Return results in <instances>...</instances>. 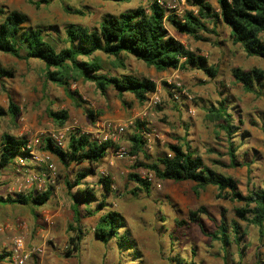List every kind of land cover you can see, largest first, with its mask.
Returning <instances> with one entry per match:
<instances>
[{"label": "rangeland", "instance_id": "obj_1", "mask_svg": "<svg viewBox=\"0 0 264 264\" xmlns=\"http://www.w3.org/2000/svg\"><path fill=\"white\" fill-rule=\"evenodd\" d=\"M207 2L214 9L216 8L215 0H207ZM137 7L146 8V1L132 0L117 4L105 0H62L52 1L48 5L41 4L35 8L28 4L27 0H0V8L4 12L15 10L24 14L27 18V22L23 25L24 29L41 30L44 40L56 50L66 46L64 30L67 25L97 30L103 17L118 15ZM179 7L183 13L193 9L186 1ZM207 28L208 33L203 35L207 38L206 42H195L169 29L170 34L178 42L203 56L207 64L217 70L213 79L196 70L186 72L178 70V82L181 87L179 91L174 90L170 85L174 75L173 69L156 73L130 56H121L119 60H114L113 57L95 53L93 56L100 60L102 74H129L137 78L149 79L154 82L160 100L157 106L144 108L143 104H138L134 98L135 105H132L130 99L132 97L125 96L123 99L129 109V119L124 122L96 120L94 123H97V127H90L87 124V120L99 117L95 112L106 109L114 114L120 112L116 94L112 90L108 89L105 95H101L89 82L81 80L72 82L69 91L79 100L78 107L66 97L60 87L43 83L40 62L33 59L19 60L0 53V68L12 74L11 78H0V108L5 110L7 107L6 92L18 108L14 119L11 120L7 115L0 118V142L4 134L24 140L32 137L42 139L59 128L46 116L45 110H65L67 120L63 125L74 126L75 130L88 134L91 138L98 134L100 129L98 126L102 122L126 124L123 133L111 142L115 149L117 147L126 149L122 136L130 131L135 121H139L148 130L151 143L149 148L146 147V153L151 159L168 153V144H185L202 158L204 164L211 166L210 160L216 158L226 160L224 156L226 139L224 133L218 130L214 123L208 121L205 112L208 107H216L219 101L224 100L227 112L232 117V125L236 128L231 139L232 144L237 148V156L250 163V173L247 175L245 167L235 169L214 167L222 171L223 175L234 177L242 193L252 186H264V100L242 92L241 87L235 84L230 76V69L234 67L241 70H249L253 67L264 70V60L246 57L238 45L231 44L228 30L223 25L213 29L216 33H211L210 24ZM24 52L25 50L21 49L20 54L23 55ZM118 63H121V66H118ZM188 109L191 113L187 112ZM84 110L90 111L92 117H86ZM128 121L131 125L127 124ZM207 150H214V153H208ZM113 151L112 148L108 150L106 159L98 163L91 173L93 176L88 177L85 183L93 185L99 200L100 188L97 179L103 176L109 178L112 193L105 199L106 208L116 211L122 217L134 248L128 252L115 251V241L111 240L108 246H103L104 255L108 250V257H104V263L264 264V247L258 242L256 229L252 226L237 222L240 241L238 244H233L231 233L228 232L230 244L224 249L217 241L208 238V234L216 229L222 214L227 227L229 220L233 219V207L237 204L215 199V192L212 189L200 193L199 196H193L185 186L159 182L151 173H149L151 182L148 194L137 191L135 184L127 180V176L130 173L139 177L148 174L142 168H133L134 161L141 160V157L135 158L127 154L125 158L116 159ZM53 162L58 179L52 185H45V189L50 188V200H54L58 207V215L54 218L53 225L48 226L42 221L46 211H49V207L53 204L44 207L37 216L34 214L39 220L38 224L28 218L31 213L27 208L21 209L23 212L13 211L9 206L0 210V252L5 254L9 252L12 238L23 232L20 224L26 226L25 247L42 248L41 253L31 255L25 264H46L41 258L46 256L49 247H53L55 252L58 251L62 256L69 247L68 237L64 235L66 232L64 217L68 213L66 211L70 203L69 197L75 192V187H71L68 191L65 181L71 184L75 173L83 170L86 165L81 164L75 169L66 170L61 168L55 159ZM16 178L12 166L0 171L1 195L13 196L16 193ZM21 192L19 194L25 195L28 190L24 189ZM33 207L37 209L39 206ZM79 208L82 209L81 206ZM198 208H203L204 213H196L197 220L191 223L187 219V214ZM171 217L185 224L175 227ZM161 218L165 220L167 218L166 221L164 220L167 232L158 228ZM87 239L86 245L89 247L91 242ZM94 252L93 249H89L87 253L93 256Z\"/></svg>", "mask_w": 264, "mask_h": 264}, {"label": "trees", "instance_id": "obj_2", "mask_svg": "<svg viewBox=\"0 0 264 264\" xmlns=\"http://www.w3.org/2000/svg\"><path fill=\"white\" fill-rule=\"evenodd\" d=\"M52 1L62 0H37L35 2L27 0L28 4L35 8L41 4L48 5ZM105 1L121 4L132 0ZM145 1L146 8L137 7L118 15L103 17L97 30H88L83 26L72 24L67 25L64 30L66 46L58 50L44 40L41 30L24 29L23 25L27 22L24 14L15 10L4 12L0 8V53L19 60L33 59L40 62L43 83H51L60 87L66 97L78 107L80 106L79 100L75 99L69 91V85L79 80L93 84L101 95H105L108 88L114 90L120 99L124 93H128L138 104H143L148 95L155 91V84L149 79L137 78L129 74H102L100 60L93 56L95 53L113 57L114 60H119L121 56H130L156 73L171 69L184 72L196 70L213 79L217 74L216 68L208 65L207 60L196 51L184 47L170 34L169 29L195 42H206L207 38L203 35L208 33L207 25L212 26L211 33H216L213 29L218 24L223 25L228 30L231 44L238 45L246 57H257L264 60V0H215V9L207 0H186L193 10L184 12L181 18L172 13L166 14L165 10L157 4V0ZM21 49L25 50L23 55L20 54ZM118 66H121V63H118ZM230 76L232 81L241 87L242 92L264 100V70L254 67L241 70L234 67L230 69ZM1 77L11 78L12 74L0 68ZM6 99L7 107L5 110L0 108V118L7 115L12 120L16 117L18 108L7 92ZM84 113L86 117H92L90 111L84 110ZM205 113L208 121L214 123L215 127L224 133L226 139L224 156L227 162L224 163L221 158H216L210 160L211 166L226 169L245 167L249 175L250 163H246L244 159L237 156V148L232 144L231 139L236 128L232 125V117L227 112L224 100L219 101L216 107H208ZM45 114L56 127H62L67 120L65 110L46 109ZM142 132L147 133L148 130L141 122L135 121L130 131L122 136L127 146V154L135 158L141 157V160L134 161L133 168L144 169L159 182H191L193 184L191 191L194 196L203 192L207 187H214L215 199L227 200L237 206L233 207V219L229 221L227 227L222 214L216 229L208 234V238L217 241L224 249L230 244L229 232L231 242L238 244L241 235L237 222H242L256 229L257 240L264 247L262 243L264 239V186H252L245 193L240 192L235 179L216 173L211 166L204 164L202 158L183 143V145L168 144L169 157L165 153L151 159L146 153L147 145ZM24 143L23 138L2 135L0 170L12 164L14 158L21 153L20 147ZM42 143L44 149L62 166L86 165L83 170L75 173L71 184L65 181L68 191L71 187H75V192L70 197L73 201L74 211L72 212L76 223L77 204L95 202L98 210L105 211L93 227V237L102 244L115 239L117 246L120 249L124 248L123 250L134 248L133 242L127 238L126 233L118 236V229L122 227L120 216L113 210L104 209L106 208L105 199L112 193L109 178L103 176L97 180L100 188L99 200L95 189L82 182L86 175L92 173L106 156L108 150L115 149V146L110 141L98 143L88 134L78 131L68 135L63 150L54 147L48 139H44ZM207 152L214 153V150H207ZM127 180L133 182L138 191L148 194L150 185L148 181L139 178L134 173L128 174ZM50 194L49 188L38 194L7 195L5 198L0 197V204L40 206L46 203ZM196 213H204V209L198 208L188 212L187 219L195 222L198 216ZM183 224L185 222L176 221L177 226ZM74 238L78 240L77 235ZM69 245L71 249L64 252L65 257H68L71 250L76 247L72 238L69 240ZM7 255L9 256V252L0 254V262Z\"/></svg>", "mask_w": 264, "mask_h": 264}, {"label": "built area", "instance_id": "obj_3", "mask_svg": "<svg viewBox=\"0 0 264 264\" xmlns=\"http://www.w3.org/2000/svg\"><path fill=\"white\" fill-rule=\"evenodd\" d=\"M186 0H157V4L165 10V13H172L178 18H181L183 12L180 9ZM193 10V9H192ZM174 75H172L171 84L174 90H180V83L178 82V69H173ZM181 93H183L181 91ZM175 99V97H173ZM189 99V98H188ZM159 96L156 91L149 94L147 99L144 101V108H152L159 104ZM191 113V110H187ZM131 125V122H127ZM97 129V135L94 138H90L100 142L114 141L117 137L123 133L126 128V124H112L111 122H102ZM75 130L74 126L63 125L54 131H51L44 138L32 137L25 140V143L20 147V154L17 155L11 166L14 168V172L17 176L16 178V193L19 194L24 189L28 190V193L38 194L45 191V185H52L56 183L58 179V173L56 166L53 162L52 155L44 149L42 141L48 139L54 147L59 150L65 148V143L67 137L70 133ZM83 133V132H80ZM96 133V132H95ZM84 134V133H83ZM142 136L146 141V145L149 142L148 133L142 132ZM114 157L116 159H122L127 157V150L123 147H117L113 151ZM170 154L167 153V157ZM151 182L150 174H145L144 177H139ZM158 187V185H156ZM22 193V192H21ZM46 225L50 226L52 224V217L48 215L43 216L42 220ZM22 233L14 236L11 240V246L9 249L8 264H25L28 258L37 253L42 252L41 247L26 248L24 244V230L26 226L20 224Z\"/></svg>", "mask_w": 264, "mask_h": 264}, {"label": "crops", "instance_id": "obj_4", "mask_svg": "<svg viewBox=\"0 0 264 264\" xmlns=\"http://www.w3.org/2000/svg\"><path fill=\"white\" fill-rule=\"evenodd\" d=\"M211 28H212V26L210 25V28L209 29H211ZM108 89H110V88H108ZM110 90H112V89H110ZM112 91H113V93H115L114 90H112ZM125 96L126 97H129V96L132 97L130 94L124 93L122 95V98L120 99L118 97V95L116 94V98H117V101L116 102H117V105L119 106L118 111H120V112H118L117 114H114V113L109 112L108 109L102 110L101 112L100 111H97V113L94 111L95 114H98L99 117H97V119L94 118V119H90L89 121L87 120V124L90 127H93V126L94 127H97V123H94L96 120H111V121H114V122H124V121H127L129 119V114H128L129 109L127 108V106H126V104L124 102V99H123V97H125ZM130 99L132 100V105H135L134 102H133L134 101L133 100V97L130 98ZM150 143H151V141L149 140L147 148L150 147L149 146ZM107 154H106V156H107ZM106 156L102 159L103 161L106 159ZM224 161H226V160H224ZM226 162H224V163H226ZM59 165L61 166V168L66 169V170L68 168L75 169V167H76V165H68L67 167L62 166L61 164H59ZM8 166H11V164L8 165ZM5 168L1 169L0 171L4 170ZM211 168H212V170H214L218 174H221V175L224 174L222 171L220 172L219 170H217L216 167L211 166ZM245 172H246V170H245ZM91 176H93V174L91 175V173H88L86 175V177L82 180V182L85 183V181H88L86 179H88V177H91ZM232 178L235 179L234 177H232ZM162 182H164V183L165 182L166 183H171V184L173 183V184L179 185V186H185L186 189L189 190V192L192 193L191 189H192L193 184L191 182H188V181H182V182H179V183H175V182H171V181H162ZM90 186L93 187V185H90ZM94 187H97V185H94ZM135 189L137 190V187L136 186H135ZM208 189H210V190L212 189L216 193V190H215L214 187H207L203 192H205ZM200 193H202V192H199V194ZM199 194L197 196H199ZM192 195L194 196L193 193H192ZM0 197L1 198H5L6 196L0 194ZM69 199H70V203L68 204V209L66 211L68 213L64 217L65 218L64 219L65 220L64 223H65V226L67 227V229H66V227H64V230L66 231L64 233V235H66L68 237V241L70 240V238H72V241H74L76 243V247H75L74 250H71V252L68 255V257H65L64 254H63V256L62 255H59L58 251L55 252V250H54L53 247H49L48 250H47L46 256L44 258H41L42 260L46 261V262H43V263H46V264H103L104 263V261H103L104 260V257H108V250L106 252V255L103 254V246H108V243L111 240H114L115 241V244H114L115 251L116 250L117 251L119 250L121 252L122 251L123 252H126V251L128 252V250L129 251L133 250V248L132 249H125V250H123L124 248L123 249H120L117 246L115 239H110L106 244H102L99 241H97L93 237V235H92V230H93V227L95 226V224H96L99 216L105 210H98L97 207H96V205H95V202H92L90 204L78 203L77 204V207H76V211L78 212L77 223H76V220H74V214L72 212V211H74V208L72 207L73 201H72V198L71 197H69ZM50 204H53V206H50ZM8 206L9 207H12V210L13 211L14 210H17V211L20 210V212H23L21 209L27 208L28 211L31 213L30 215H28V218L31 220V222L33 221L34 223H37V224L39 223V220H38L37 217H34V214H36V216H37V214L39 212H42V210H44V207H46V206H50L49 207L50 210L49 211H46V215L52 217V224L51 225H53V223L55 221L54 218L57 217V215H58V207L56 206L54 200H50V197L46 201L45 205L44 204L43 205H40L37 209H34L33 205L32 206H29V205H19V204H4V205H1L0 204V210L3 209V208H5V207L7 208ZM80 206L82 207V209L79 208ZM104 209L109 210L107 208H104ZM114 212L117 213L116 211H114ZM120 218L122 220V227H120L118 229V236L120 237V236H122V235H124L126 233L127 238L132 241V239L129 238V235H128L129 232H128V230H127V228H126V226H125V224H124L123 219H122L121 216H120ZM164 220H165L164 218H161L160 219V222L158 224V228L160 230H162V231H166L167 232L168 230H166L165 227H164V225L166 223L165 221L167 220V218H166L165 221ZM176 221H178V220L175 217H171V222L174 223L173 225L175 227H178V226H176ZM191 223H195V222H191ZM170 226H171L170 229H172V225H170ZM58 231L61 232L60 229H58ZM75 235L78 236V240H76L74 238ZM86 239H87V241L89 240L91 242V244H90L89 247L86 245ZM68 246L69 247H67L66 250H70L71 249V246L69 245V243H68ZM89 249H91V250L93 249V251H95L93 256L92 255H89L87 253ZM0 254H5V253L1 251ZM0 264H8V255H7L6 258H4L0 262ZM104 264H108V263L105 262Z\"/></svg>", "mask_w": 264, "mask_h": 264}]
</instances>
